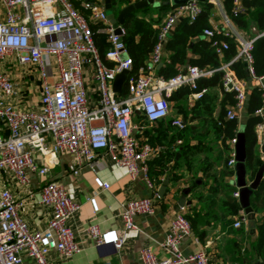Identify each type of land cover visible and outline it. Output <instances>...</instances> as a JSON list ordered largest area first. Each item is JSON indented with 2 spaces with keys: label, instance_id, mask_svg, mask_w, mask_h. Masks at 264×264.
I'll return each instance as SVG.
<instances>
[{
  "label": "built area",
  "instance_id": "2783aa9c",
  "mask_svg": "<svg viewBox=\"0 0 264 264\" xmlns=\"http://www.w3.org/2000/svg\"><path fill=\"white\" fill-rule=\"evenodd\" d=\"M207 3L221 11L223 26L206 28L202 36L212 41L211 46L219 56L228 44L218 37L236 42L234 59L246 65L248 78L262 90L261 108L256 111L261 115L264 75L255 76L252 68L253 44L257 37L244 39L231 27L232 18L243 15L246 9L241 0H232L231 16H228L221 0ZM82 9L99 26L98 32L106 35L108 49L104 57L111 66L103 63L93 42L89 21L74 7L73 0H0V264H25L26 261L49 264L51 252L65 259L80 251L69 227L80 204L68 196L63 186L54 182L39 184V203L50 208L51 217L43 230L30 231L20 216L23 202L17 201L11 190L3 186L4 176L26 187L30 174L40 178L47 176L57 155L65 152L71 157L68 169L73 176H78L81 166L93 167L97 158L103 156L124 167L132 181L142 175L145 185L151 187L147 161L156 150L134 136L140 126L133 117L141 115L150 123L166 119L170 113L168 98L182 87L191 91L189 101L200 100L206 89H197L198 80L215 71L187 66L167 80L149 74L162 62L164 44L176 23L183 18L192 22L200 13V2L187 0L162 20L147 65L137 77L127 78L126 94L117 98L112 91L114 78L122 71L130 72L132 66L122 41L124 29L115 28L97 2L85 1ZM116 29L119 34L115 33ZM123 56L127 58L123 60ZM229 64L224 63L216 70L224 73L223 90L234 94V104L226 110L225 117L239 123L248 88L246 82L229 69ZM14 67H25L35 73L30 78L22 75L21 80H14L9 73ZM85 77L96 85L94 102L85 88ZM25 83L36 85V104L27 103ZM171 125L182 128L178 119ZM237 133L228 142L227 166L230 168L235 164ZM35 157L41 163H37ZM95 183L99 189L109 187L99 179H95ZM233 197L238 198V192H234ZM90 202L96 211L93 199ZM153 213L152 199L130 200L122 205L120 232H102L96 225H89L86 233L96 246L110 243L118 251L122 247L123 233L133 227L132 217ZM243 221L233 226L239 227ZM191 235L190 224L181 208L170 220L161 243L167 257L158 259L151 250L143 249L139 253L141 264H210L203 250L194 254L182 252L181 242Z\"/></svg>",
  "mask_w": 264,
  "mask_h": 264
},
{
  "label": "crops",
  "instance_id": "0c3cea01",
  "mask_svg": "<svg viewBox=\"0 0 264 264\" xmlns=\"http://www.w3.org/2000/svg\"><path fill=\"white\" fill-rule=\"evenodd\" d=\"M85 1L99 4L101 2L73 0L74 7L85 16L89 24L97 25L89 19L88 12L82 9V3ZM133 2L136 1L130 0L129 4ZM101 6L103 7L102 4ZM124 6L126 5L118 8L117 13ZM147 17L154 19L156 15L149 13ZM208 23L210 28L223 26L221 11L216 7L212 8ZM231 27L233 32L244 39L257 37L254 27L244 31L232 21ZM199 39L205 38L201 34ZM167 56L168 53L163 51L162 61ZM192 57L193 55L188 52L187 60ZM187 66L191 65H181L178 70H183ZM14 69L15 67L9 72L12 79L21 80V77L17 78L16 72L13 73ZM159 69L157 66L149 74L153 78H158ZM142 72L147 73L145 70ZM84 82L89 98L94 102L97 96L96 85L88 77H85ZM245 82L247 88L257 87L251 79ZM30 85H27V103L36 104L37 88L36 85ZM126 85L127 81L123 90L115 93L117 98L126 94ZM202 89H206V92L200 100L189 101L191 92L185 96H172L174 100L170 99L168 102L169 105H173V114L169 113L159 127H157L159 121L150 123L138 114L133 117L134 122L140 126L134 131V136L156 150L147 161L151 187L145 185L142 175L132 181L124 167L111 163L103 156L97 158L93 167L81 166L78 176H73L68 169L71 157L65 152L57 155L55 165L49 168L47 176L40 178L30 174L29 184L26 187L17 185L11 177H3V186L11 190L17 201L23 202L20 216L30 231L43 230L51 217L50 208L39 203L37 192L39 184L54 182L61 185L68 196L80 204L78 213L69 221V227L74 233L80 251L65 259L51 252L48 255L49 264H141L139 253L143 249L151 250L158 259H165L167 253L161 247V243L168 231L170 220L181 209L177 208V200L183 192H185V202L190 204L185 205L182 212L184 215L189 213L196 216V230L200 236H196L193 232L181 242L180 248L184 254H194L203 250L207 253L210 264H264V173L260 186L252 194L250 207L254 227L251 228L247 225L246 215L239 206L238 198L233 197L237 188L234 184L233 168L227 166L229 151H226L222 144L223 133L215 136L208 131L205 136H200L201 116L216 123L218 121L222 90L218 86ZM230 107L231 105H226L225 109ZM176 119L182 122V128L171 125ZM243 119L244 115L238 123V131L242 127ZM263 130L264 126L256 129L257 158L260 163L264 162ZM228 142L229 140L226 144L229 147ZM35 161L41 163L37 157ZM225 170L232 172L223 175ZM254 173H247L248 182L253 179ZM95 179L107 183L108 189H99ZM165 181L167 186L161 192ZM141 198L152 199L154 213L132 217L133 227L123 233L121 249L116 251L110 243L96 246L86 233V228L89 225H96L102 232L111 230L120 232L122 205L127 201ZM90 199H93L96 211ZM231 199H235L237 204ZM242 219L244 221L239 227L233 226V223ZM25 264H29L28 261Z\"/></svg>",
  "mask_w": 264,
  "mask_h": 264
},
{
  "label": "trees",
  "instance_id": "16d2710c",
  "mask_svg": "<svg viewBox=\"0 0 264 264\" xmlns=\"http://www.w3.org/2000/svg\"><path fill=\"white\" fill-rule=\"evenodd\" d=\"M157 1L164 2L168 0ZM221 1L223 10L228 16H231L232 0ZM129 2L130 0H111L113 15L116 16L117 9L123 5L129 4ZM241 2L246 11L243 15L232 18V22L244 31H249L250 27H254L257 38L254 40L253 44L252 68L255 76H261L264 75V0H241ZM175 7L176 6H159L158 8H153L147 6L129 14L124 19L122 25L124 29L122 41L126 46L127 53L132 62L128 78L137 77L141 74V69L146 66L156 40L158 27L161 24V21H158L156 18L153 19L152 17L148 18L147 15L152 13L161 19L165 13L167 14ZM212 8L213 6L210 3H200V13L194 21L190 22L183 18L176 23L164 44L163 51L168 53V56L162 61L163 66L160 67L158 74L161 78L167 80L176 75L179 71L178 67L184 64L196 66L201 70H215L209 77L202 78L197 82L198 90L202 88L211 89L217 86L222 90L218 124L215 121L209 120L207 117L201 116L202 133H200V136H205L208 131H211L215 136L223 133L222 144L225 150L229 151L226 142L236 134L239 124L225 117V106H232L234 104V94L223 90L221 87V79L224 73L222 70L216 69L224 63H230L229 69L233 71L238 79L249 81V78L246 77L244 63L240 59H234L237 54V44L233 39L218 37V39H224L228 44V48L222 52L221 56L214 52L211 46V40L199 39L203 30L205 28H210L208 19ZM140 12L142 13L140 14ZM90 28L93 32V42L99 56L106 66H111L112 63L107 61L104 57L108 49L106 35L98 32V25H90ZM188 52H190L193 57L187 60ZM248 88L249 93L246 97L243 114L244 119L242 123V131L245 139V166L247 173L256 172L258 166L261 164L257 158L256 129L259 125L264 124V110L261 115L256 113V111L261 108L262 90L252 86ZM190 92L189 88L182 87L176 92H173L168 98V101L173 99L172 96L174 95L185 96ZM123 94L125 93L123 92ZM196 118H198V116ZM162 121L163 120H159L157 127L162 125ZM231 172L232 171L225 170L223 171V175H229ZM235 199H231V201L236 203ZM252 200L253 197L251 195L250 204ZM184 216L190 224L192 233L194 232L196 236L200 237L196 230V216L189 215V213H186Z\"/></svg>",
  "mask_w": 264,
  "mask_h": 264
},
{
  "label": "water",
  "instance_id": "95a60500",
  "mask_svg": "<svg viewBox=\"0 0 264 264\" xmlns=\"http://www.w3.org/2000/svg\"><path fill=\"white\" fill-rule=\"evenodd\" d=\"M99 1L103 5V8L107 13V18L109 22L115 28H117V26L123 25L126 16L137 10L143 9L147 6H154V7L177 6L185 3L187 0H169L164 2H156L155 0H140L124 6L118 11L116 16H114L112 13L111 0H99ZM197 1L202 3L205 0H197ZM115 33L119 34V29H116ZM126 58H127L126 56H123L122 59L125 60ZM160 66L161 63L158 65V69L160 68ZM244 66L246 71V65ZM128 74H129L128 71H122L121 73L115 76L112 84V91L114 93H120L123 90L124 84L126 83L128 78ZM246 77H248L247 73H246ZM263 134H264V130H263ZM262 152L264 154V141L262 144ZM245 159H246L245 139L241 127L236 135V143L234 145V161H235L233 167L234 184L238 192L239 206L246 215L247 225L248 227L253 228L254 220H253V213L250 207V197L258 189L262 181V176L264 173V162L258 166L253 179L250 182H248L246 179L247 171L245 166ZM166 186H167V182L165 181L160 191L163 192ZM184 197H185V192H183V195L177 200V208H183L185 205L190 204L189 202H185Z\"/></svg>",
  "mask_w": 264,
  "mask_h": 264
},
{
  "label": "rangeland",
  "instance_id": "374dc122",
  "mask_svg": "<svg viewBox=\"0 0 264 264\" xmlns=\"http://www.w3.org/2000/svg\"><path fill=\"white\" fill-rule=\"evenodd\" d=\"M166 15V13L161 17V19H159L157 16H156V19L158 20V21H162L165 17ZM14 72L13 73H15L16 72V74H17V78H20L22 75H24V76H26V77H29L30 78V76L31 75H34V71H32V70H27L25 67H23V68H18V67H15V69L13 70ZM31 84V83H30ZM27 85H29L28 83H27ZM173 105L172 104H170V114L172 115L173 114Z\"/></svg>",
  "mask_w": 264,
  "mask_h": 264
}]
</instances>
